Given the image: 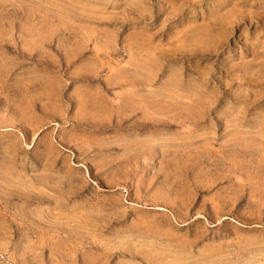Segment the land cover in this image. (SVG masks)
Here are the masks:
<instances>
[{"label":"rangeland","instance_id":"rangeland-1","mask_svg":"<svg viewBox=\"0 0 264 264\" xmlns=\"http://www.w3.org/2000/svg\"><path fill=\"white\" fill-rule=\"evenodd\" d=\"M0 264H264V0H0Z\"/></svg>","mask_w":264,"mask_h":264}]
</instances>
